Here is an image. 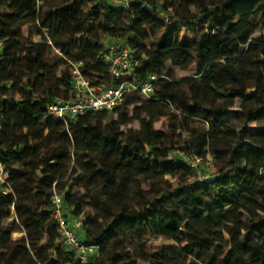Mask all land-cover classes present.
Segmentation results:
<instances>
[{"label":"trees","instance_id":"trees-1","mask_svg":"<svg viewBox=\"0 0 264 264\" xmlns=\"http://www.w3.org/2000/svg\"><path fill=\"white\" fill-rule=\"evenodd\" d=\"M181 1H166L173 8L165 13L161 0H0V160L12 187L0 193V264H264V127L255 130L260 143L250 135L251 123L264 120V34L251 40L264 26V0H202L191 18ZM28 23H37L40 40L24 37ZM125 48L131 66L116 77L103 58ZM60 55L62 64L54 62ZM64 59L82 62L93 85L162 73L172 80L156 81L147 102L134 93L112 110L64 121L47 108L71 96ZM168 65L195 73L175 78ZM249 95L257 104L230 123L235 101ZM164 118L165 129L157 126ZM197 119L207 123L201 131ZM183 137L188 156H213L208 179L191 180L197 170L171 158ZM71 155L82 176L61 162ZM56 190L66 216H85L78 235L98 249L87 262L62 243ZM151 235L179 243L178 258L151 251Z\"/></svg>","mask_w":264,"mask_h":264},{"label":"built area","instance_id":"built-area-1","mask_svg":"<svg viewBox=\"0 0 264 264\" xmlns=\"http://www.w3.org/2000/svg\"><path fill=\"white\" fill-rule=\"evenodd\" d=\"M127 2L128 0H116L114 2ZM1 46V43H0ZM103 63L108 65L116 77L128 73L131 66L130 51L123 49L120 53L112 56L106 54ZM70 73L72 76V93L70 98H57L47 105L50 115L66 121L78 118L88 112L112 110L120 106L128 95L138 93L152 98L155 92V82L160 78L172 80L167 74H153L145 81H123L120 84L106 86L103 84L93 85L81 70L82 62L69 60ZM154 98V97H153ZM186 162L197 170V175L191 180L202 182L208 179L212 173L209 169L214 166L213 156L208 154L205 158L198 155L188 156ZM12 191L10 173L0 160V193L7 194ZM52 217L58 224V232L65 248L75 252L81 262H87L89 257L97 253L95 245L85 243L78 235L83 232L85 216L65 215L63 196L54 191L52 197Z\"/></svg>","mask_w":264,"mask_h":264},{"label":"rangeland","instance_id":"rangeland-1","mask_svg":"<svg viewBox=\"0 0 264 264\" xmlns=\"http://www.w3.org/2000/svg\"><path fill=\"white\" fill-rule=\"evenodd\" d=\"M56 1L60 2V4H61V0L60 1L56 0ZM166 1L174 2L175 0H161V2H160L163 9L166 10L165 13H169L172 11L173 6L172 5H165ZM201 1L202 0L181 1V8L183 10L184 15L188 18H191L196 12L199 11V5H200ZM203 1H205V3L207 5H213V4L217 5L220 2H222V0H203ZM111 3H115L114 4L115 6H117V4H118L117 2H114L112 0H111ZM43 32H45V34H48L47 29H43ZM23 34H24V37L26 39H29V40L38 41L41 39V36L39 35V27H38L37 23H28V25H26L23 28ZM263 34H264V26H262L251 37V40L257 39L258 37H260ZM182 35L184 37H187L188 39H193V35L191 34L190 30H182ZM0 50H1V46H0ZM58 60H60V64L63 63V61H62L63 57L61 55L54 62H56ZM64 60L69 62V60H67V59H64ZM171 69H173L172 65H168L167 70H171ZM173 71H174L175 78H180V77H184V76L195 73L194 70H184L181 68H174ZM255 90H256L255 87L250 88L248 90V94H253V92H255ZM136 98H138V97H136ZM139 98H141V100L144 102L148 101L145 96H141ZM240 102L243 103V107L240 105ZM240 102H238V100L235 101V105L228 115V121L230 123L234 124V123L239 121L240 115H241V110L244 107H245V109H249L251 106L257 104V100L252 95H249L245 100L240 101ZM167 120H168V118L162 119L160 122H158L157 126L163 128V129L167 128ZM192 124L198 126L200 131H201L203 126H207L206 121L203 119H197L194 122H192ZM258 127H264V120H257V121H253L251 123L250 135L256 143H260L263 140L262 135L255 131L256 128H258ZM130 128H133L134 130H139V123L135 122L133 125L130 126ZM210 138H212V136ZM187 139H188V137L182 138L181 145H179V147H177V149H175L170 155L172 159H174L176 161H186V159L188 157V152H189V145L187 143ZM192 140H194V138ZM211 143H212V141L210 140V143L205 148L206 152L213 150ZM226 146H227L226 140L222 141L218 145V150H219V154L221 155V157H225ZM114 154L119 155V153L117 151H115ZM61 162H64L65 164H67L71 169L78 171V174L80 176L83 175L81 172V161H80V159H77L74 155H71L65 159H62ZM209 170L211 171L210 173H214L216 171L215 166H213ZM171 182L175 183V179L172 178ZM138 185H139V183H134V186H138ZM80 191H82L81 187H77L75 189V192H80ZM122 191H123V187H121V186L120 187H112L109 189L108 194H109V196L113 197V196L121 193ZM56 192L60 193L57 190H56ZM233 193L237 194L236 191H234ZM66 209L67 208L65 206V212H66ZM80 232L81 231H79V234H81ZM23 234L24 233H17L14 235V237L18 238V237H21ZM146 244L151 251L158 250L160 253L165 252L171 258H178V255H179V252L181 249V245L179 243H177L176 241L163 239L161 237H157V236H153V235H151L147 238ZM254 246H255V244L253 241H248V247L249 248L254 247ZM142 253H143V249L139 247L136 255L138 256V255H141ZM97 260H98V257H95L92 259V262H96ZM202 264H205V263H202Z\"/></svg>","mask_w":264,"mask_h":264}]
</instances>
